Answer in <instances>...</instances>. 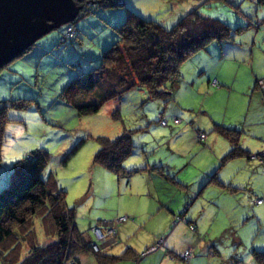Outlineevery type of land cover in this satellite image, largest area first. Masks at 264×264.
Masks as SVG:
<instances>
[{
  "label": "rangeland",
  "instance_id": "rangeland-1",
  "mask_svg": "<svg viewBox=\"0 0 264 264\" xmlns=\"http://www.w3.org/2000/svg\"><path fill=\"white\" fill-rule=\"evenodd\" d=\"M86 8L89 13L81 10L74 20L78 26L75 38L61 42L68 24L60 25L0 69V102L26 104L25 108L11 107L6 112L9 121L1 148L0 189L9 185L16 161L34 151H45L48 162L42 176L45 181L52 176L57 189L65 192V204L75 212V228L85 240L87 237L92 241H86L91 242L92 251L95 243L103 250L101 246L108 244L109 238L113 241L104 250L120 255L131 247L137 252L134 263L155 239L163 240L160 248L165 251L164 233L174 223H168L164 210L159 208L160 202L169 200L177 203L176 213L183 214L188 209L191 216L198 218V235H194V240L199 239L198 245L205 247L203 251L198 247L196 252L204 254L202 264L254 263L252 249L258 245L264 250V220L248 216L250 209L244 208L237 195L226 192L227 185L212 181L213 176L226 175L236 160L227 166L223 159L227 153L220 156V146L206 147L205 138L198 142L195 136L197 131L207 137L218 136L210 130L211 126L205 130L204 126L211 121L237 130L235 120L246 126L248 121L255 122L256 126L250 124L252 129L262 122V114L253 105L255 98L251 103L250 94L245 92V83L264 75V2L124 0L123 5L113 6L89 2ZM193 9L228 25L233 40L222 44L211 42L181 66L180 71L195 80L192 90H185L183 84L178 89L176 96L185 99L182 110L176 108L174 100L165 104L159 99H149L145 89L130 90L119 102H108L97 113L84 116H78L62 101L60 93L72 79L99 66L103 51L118 39L115 27L125 21L128 10L169 29ZM200 72L211 75V81H215L213 78L219 81L218 76L225 83L217 82L214 86L211 82L209 87H202L198 83ZM262 95L264 98V89ZM115 109L119 118L113 114ZM161 115L166 117L165 126L159 124ZM173 117L179 123L175 124ZM125 131L131 133L133 151L123 167L127 171H149L117 176L93 163L99 149L97 138L113 139ZM254 199L253 196L251 201ZM119 219L124 220L110 223L115 228L112 232L110 224H103ZM34 220L38 239L44 242L47 238L39 219ZM185 221L182 225L189 227ZM97 228L105 235L102 240L96 238ZM189 229L192 230L191 226ZM180 230L178 227L170 241L182 248L176 252L181 257L190 248L186 246L188 234L194 233L189 230L183 235ZM165 256L168 262L169 254ZM170 258L184 264L191 257L184 261ZM78 260L67 264H97L90 252L79 255ZM151 261L145 259L143 264Z\"/></svg>",
  "mask_w": 264,
  "mask_h": 264
},
{
  "label": "trees",
  "instance_id": "trees-1",
  "mask_svg": "<svg viewBox=\"0 0 264 264\" xmlns=\"http://www.w3.org/2000/svg\"><path fill=\"white\" fill-rule=\"evenodd\" d=\"M89 2L104 6L124 4V0H83L82 13H89L90 10L86 8ZM259 2L263 3L264 0ZM74 24L75 21L67 27H73L76 35ZM115 30L118 39L103 51L99 66L72 79L60 93L62 101L73 108L78 116L95 114L108 102H119L133 89H145L149 99H159L166 104L173 100L174 89L180 81V69L185 61L211 42L222 44L233 40V32L228 25L200 15L197 9L188 12L169 29L128 10L125 21ZM260 81L256 79L255 84L259 85ZM25 105L0 102V164L5 126L9 121L7 109H22ZM113 114L119 118L118 109ZM213 131L231 145L223 158L225 161L247 153L240 145L238 130L215 124ZM97 141L99 149L93 156L94 164L117 176L141 171H127L123 167L124 160L133 151L131 133L125 131L113 139L98 137ZM256 158L264 162V153L256 154ZM47 162L48 154L45 151L28 154L13 164L9 185L0 189L2 263L67 264L78 262L79 255L89 252L94 254L97 264H112L128 258L127 252L117 256L101 252L100 249L91 250L92 241L87 243L75 228V212L66 206L65 192L57 189L52 176L44 180L42 175ZM212 181L220 185L215 176ZM35 218L39 219L47 238L44 242L38 239ZM251 255L254 264H264V250L252 249ZM171 256L179 258L177 255Z\"/></svg>",
  "mask_w": 264,
  "mask_h": 264
},
{
  "label": "crops",
  "instance_id": "crops-1",
  "mask_svg": "<svg viewBox=\"0 0 264 264\" xmlns=\"http://www.w3.org/2000/svg\"><path fill=\"white\" fill-rule=\"evenodd\" d=\"M74 26H75V24H74ZM77 27L78 26H75V28L78 30ZM200 75H201V72H200ZM256 76H258V75H256ZM260 78H264V75H260L259 77H254L253 82H252V80L247 81L245 83V86L247 84L245 92L250 94V96H251L250 102L251 103H253V97L255 98L253 105H256V107L258 108V110L262 114V116H263L262 122L257 123L258 124L257 129H252V127H250V124L253 123L256 126L255 122L248 121L247 122L248 124L246 126L245 124H243L240 121H238L239 123L236 122V120L234 119L235 120L234 122L236 124H238V126H239L238 131L240 133V145H241L242 149L245 150L247 153L245 155L226 160L225 163L228 162L227 166L230 165L231 161H233V160H236V162L234 163L233 168L226 171V175L220 174V175H217L218 177L216 178L219 181V184L227 185L224 187L227 188L225 190L228 194L237 195L238 200L242 203L244 208L247 207L248 209H250L247 211L248 212L247 215L250 217H254L256 221L264 220V162H261V160H259V159H258L259 162H258V160H256L257 159L256 154L261 153V152L264 153V98L262 95L264 86L263 85L259 86V85L255 84V80L260 79ZM217 79L219 80V81H217L218 85L221 84L219 82L225 83L218 76H217ZM212 80H216V79L213 78ZM211 82H213V81H211V75L202 74L198 78V83L202 87L205 85L209 87ZM182 84L185 86V88H184L185 90H192L195 86L194 77L191 75H188V74L184 75V73L180 71V81L178 82V84L176 85V87L174 89L173 100L175 101L176 108L181 109V110H182V107H184L185 99L181 98L179 96H176V94H177L178 89L181 87ZM231 86H233V85H231ZM201 108L202 109L204 108L203 110L206 109V107L203 105L201 106ZM170 112H174V111L170 110ZM204 113L206 114V110L204 111ZM170 115H174V113H170ZM162 116H164V115H162ZM174 117H178V116L175 115ZM214 122H217V121H211V124L210 123L208 125L206 124L204 126L205 130H208L210 128V126H211L210 130H212L214 125L216 124ZM169 123L173 124V122H170V121H169ZM170 124H168V125H170ZM220 124L221 123L219 122V125ZM230 125H231V123H230ZM197 126H200V124L195 125V128ZM231 128H233V127H231ZM197 132H199V131H197ZM218 137H221V136L220 135L214 136V134H213L211 137L210 136L207 137V135H205V141H206L205 143L208 144V145L206 144V147L211 146L210 148H213L214 146H220V148H222L220 156H222L223 154H226L229 152L231 145L226 139L221 137L220 139H222V140H220ZM195 139H196V136H195ZM196 141H197V139H196ZM198 142H200V141H198ZM147 171H149V170L141 169V171H138L137 174L147 172ZM238 171H243V172L240 174H237L236 172H238ZM134 173H136V172H134ZM246 192H248V193H246ZM253 196L255 197V199L253 201H251ZM256 199H260V200H262V202L257 203ZM246 201L248 203H246ZM238 204H240V203L238 202ZM176 205H177L176 202H171L169 200L160 202V208L159 209L164 210L163 212H164V216H165L167 222L168 223H174L172 229H169V230L165 231V233H164V239H165L164 246L166 245L165 251H162L161 248H159L155 251H149V248L152 247L151 245H153L157 242L155 239L149 247H146L144 249V251L141 254L142 257L139 259H136L135 263L143 264V261L145 259H147V260L149 259V260H152L149 264H179V262H176V260L171 259L170 256L172 254L176 255L177 254L176 252H180L182 250V248L178 249L176 247L175 243L173 242V240L170 241V238H171L172 234L178 229V227H181V230L179 231V233L186 235V233L190 230L189 227L191 226L193 228L190 231L193 232L194 234H191V233L188 234L186 246L191 248V249L189 248L191 250V255L194 254V256L193 257L191 256L189 261L187 263H184V264H202L201 258H204V254L200 252V253H197V255H196V252L198 250V247L199 248L201 247L202 251H203V249H205V247L198 245L199 242H197V241H200L199 239L194 240V237H195L194 235L197 234L196 233V227L198 226L199 220H198V218H194L193 216H191L190 211L188 209L183 211V214L176 213V208H177ZM150 216H152V215H150ZM175 216L180 217V220L175 221ZM183 221H185L186 224H189V227L182 225V224H184ZM110 223L116 224L118 222H107V223L104 222L103 224H104V226H106L107 224H110ZM119 228H120V226L118 224V229ZM166 228L168 229L169 225L166 226ZM175 236H176V234L174 235V237ZM112 241L113 240H111L109 238L106 241V243L109 244ZM108 244H102L101 247L103 248V250L106 249L105 246ZM255 249L261 250L258 247V245H256ZM103 250H100V251H102L104 253H108V250H104V251ZM124 252H127L129 257L124 259V260H121V261H130L129 264H135L134 262H132V260L137 257V252L135 251V249L128 247V248H126V251H123L122 253H124ZM122 253H120V254H122ZM108 254H111V253H108ZM168 254H169V260L172 262H170L169 260H168V262L166 261L167 257L165 255H168ZM209 254H211V252ZM111 255H113V254H111ZM115 255H118V254H115ZM179 257H180V255H179ZM198 257H200V259H198ZM174 259H175V257H174ZM209 259H211V258H207V260H209ZM208 264H210V262H208ZM249 264H254V263H249Z\"/></svg>",
  "mask_w": 264,
  "mask_h": 264
},
{
  "label": "water",
  "instance_id": "water-1",
  "mask_svg": "<svg viewBox=\"0 0 264 264\" xmlns=\"http://www.w3.org/2000/svg\"><path fill=\"white\" fill-rule=\"evenodd\" d=\"M82 1L0 0V69L42 36L73 22Z\"/></svg>",
  "mask_w": 264,
  "mask_h": 264
},
{
  "label": "built area",
  "instance_id": "built-area-1",
  "mask_svg": "<svg viewBox=\"0 0 264 264\" xmlns=\"http://www.w3.org/2000/svg\"><path fill=\"white\" fill-rule=\"evenodd\" d=\"M74 36H75V30H74L73 27L69 26V27H67L66 31L62 34V37H61L60 41L61 42H64L67 39L74 38ZM259 83L260 84H264V82H262V81H260ZM212 84L214 86H217L216 81H213ZM158 121H159V124L162 125V126H165L166 123H167L165 117L162 116V115L159 116V120ZM173 121H174L175 124L179 123V119H177V118H174ZM204 138H205V134L203 132H197L196 133V139H197V141H202ZM256 200H259V199H256ZM123 220L124 219H120L119 221H123ZM177 220H180V217H178ZM109 227H110L109 228V232H112L113 231V225L110 224ZM191 229H192V227H191ZM96 238L97 239H100V240H102V238H103L102 232L99 229L97 230V237ZM161 244H163V240L162 239H160L159 241H157V243L155 244L154 247L149 248V251H152V250L156 249L155 247L156 246H159ZM94 250H97V247L94 248ZM190 256H191L190 255V249H186L181 254V257L183 259L181 257H179V258L182 259V260H188Z\"/></svg>",
  "mask_w": 264,
  "mask_h": 264
},
{
  "label": "bare ground",
  "instance_id": "bare-ground-1",
  "mask_svg": "<svg viewBox=\"0 0 264 264\" xmlns=\"http://www.w3.org/2000/svg\"><path fill=\"white\" fill-rule=\"evenodd\" d=\"M81 3H82V2H81ZM81 3H80V5H81ZM82 7H83V6L81 5V8H82ZM80 11H81V10H80ZM68 24H69V23H68ZM261 81L264 82L263 80H261ZM259 84H260V83H259ZM261 85H262V84H261ZM261 202H262V200H260V199L257 200V203H261ZM119 220H120V219H119ZM119 220H118V221H119ZM119 222H122V221H119ZM98 229L100 230V228H97V229H96V232H97ZM114 230H115V228H113V231H114ZM100 231H101V230H100ZM103 236H105V235L103 234ZM86 239H87V240H86L87 242L90 241V239H88L87 237H86ZM94 246H95V248L97 247V250H95V251H99V250H98V249H99V245H97V244L95 243ZM153 247H154V246H153ZM160 247H161V245L156 246V247H155L156 249H154V250H152V251H155V250L159 249ZM190 254H191V251H190Z\"/></svg>",
  "mask_w": 264,
  "mask_h": 264
}]
</instances>
